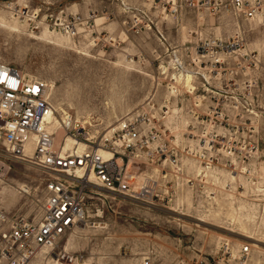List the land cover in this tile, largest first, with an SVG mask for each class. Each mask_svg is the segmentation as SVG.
I'll list each match as a JSON object with an SVG mask.
<instances>
[{
    "label": "rangeland",
    "instance_id": "obj_1",
    "mask_svg": "<svg viewBox=\"0 0 264 264\" xmlns=\"http://www.w3.org/2000/svg\"><path fill=\"white\" fill-rule=\"evenodd\" d=\"M230 1L152 0L139 7L121 0H0V64L47 81L58 115L86 122L93 135L124 118L152 117L163 135L161 145L178 155L184 169L172 181L173 193L152 205L119 199L94 182L87 225L66 235L57 255H82L84 264H264V16L244 19ZM25 6L42 9L41 17L92 12L98 21L93 33L70 39L47 32L45 24L20 21L13 10ZM120 16L125 17L120 36L105 30ZM135 19L142 31L132 28ZM212 41L234 46L235 54L222 57L233 78L213 83L209 90L216 100L206 95L199 108L187 97L173 100L171 77L180 90L191 81L167 66L171 51L189 63L186 48ZM151 98L154 109L147 106ZM214 108L218 122L207 131L217 137L216 167L204 174L189 150H200L205 125L202 129L190 111L208 116ZM31 154L32 149L0 181V203L11 217L40 223L49 175L29 163ZM32 264L57 263L42 252Z\"/></svg>",
    "mask_w": 264,
    "mask_h": 264
},
{
    "label": "built area",
    "instance_id": "obj_2",
    "mask_svg": "<svg viewBox=\"0 0 264 264\" xmlns=\"http://www.w3.org/2000/svg\"><path fill=\"white\" fill-rule=\"evenodd\" d=\"M229 6L247 20L264 16L261 0H231ZM41 13L42 9L31 10L27 6L13 10V15L21 21L45 24L49 31L70 39L93 33L96 27L97 15L92 12H46L42 17ZM131 26L138 29L136 32L144 27L140 26L138 19ZM159 37L164 40L162 34ZM186 53L189 63L183 61L179 51H171L167 66L179 78L190 75L191 83L188 86L184 84L182 90L185 91H182L175 86L177 79L173 76L167 87L173 100L187 97L195 101V108H199L206 95L216 100L214 89L209 90L213 83L222 77L225 81L233 78L230 76L234 75V70L225 66L222 57H231L235 50L234 46L227 47L219 41H212L194 49L186 48ZM52 90L47 81L29 78L10 65L0 64V181L6 179L14 164L26 160L30 146L29 163L49 175L45 181L46 197L40 223L11 217L0 203V264H32L42 252L53 257L57 264H84L82 255H57L56 251L66 235L87 225L90 174L95 176L94 182L99 188L119 199L152 205L161 197L165 202L173 193V179L178 178L179 181L184 173L178 155L166 152L167 149L161 145L163 135L157 123L152 122V117L124 118L112 130L93 135L91 126L73 115L66 112L58 115L51 99ZM153 99L147 104L150 109L155 108ZM171 104L172 99L164 103L166 117ZM195 110L190 114L202 129L205 125L206 133L197 142L200 150L189 152L198 159L202 172L206 174L216 167L218 145L217 137L209 133L207 127L214 128L219 113L216 108L208 116ZM59 131L65 138L74 140L76 147L74 145L75 148L64 151V140L62 147L56 148ZM79 145H84L83 149ZM78 171H83L88 177L77 179ZM188 184L194 185L193 180ZM21 192L29 193L25 189ZM248 251L247 247L243 249L244 254Z\"/></svg>",
    "mask_w": 264,
    "mask_h": 264
},
{
    "label": "bare ground",
    "instance_id": "obj_3",
    "mask_svg": "<svg viewBox=\"0 0 264 264\" xmlns=\"http://www.w3.org/2000/svg\"><path fill=\"white\" fill-rule=\"evenodd\" d=\"M99 19V18H98ZM21 21V20H20ZM96 21H98V20H96ZM26 22V21H25ZM24 22V23H25ZM30 25V23H29V21H28V25L27 26H29ZM47 32H49V30L48 29H45ZM29 78H32V77H29ZM34 79V78H33ZM184 79L187 81V83L188 82H190L191 80H192V78L190 77V75H188V76H185L184 77ZM53 88V87H52ZM86 123V122H85ZM87 124V123H86ZM58 135H62V137H61V139L60 140H58ZM65 140V146H64V151H67V150H71L73 147H74V145H75V147H76V144H75V142H74V140H72L71 138H65L64 136H63V133L62 132H57V136H56V148H61L62 147V141H64ZM74 147V148H75ZM83 147H84V145H79V148L80 149H83ZM31 146H30V149H29V151L31 150ZM28 151V152H29ZM106 156V155H105ZM202 169V168H201ZM202 172V171H201ZM211 172V171H210ZM208 173V172H207ZM76 175H77V179H82V178H85V177H88V175L86 174H84L83 173V171H78L77 173H76ZM94 181H95V176L93 175V174H90L89 175V183H90V187H92V186H94L95 184H94Z\"/></svg>",
    "mask_w": 264,
    "mask_h": 264
},
{
    "label": "crops",
    "instance_id": "obj_4",
    "mask_svg": "<svg viewBox=\"0 0 264 264\" xmlns=\"http://www.w3.org/2000/svg\"><path fill=\"white\" fill-rule=\"evenodd\" d=\"M122 1V3L126 6V5H134V6H139V7H142V6H146V5H148L147 4V2H143V1H141V0H131L130 2H128V0H121ZM109 2H111V0H109ZM112 5H111V7L112 6H114V4L115 3H111ZM109 6L107 5V9H109V8H111V7H109ZM118 8L119 9H121L122 10V8H121V6L118 4ZM65 13H67V11H64ZM120 12V11H119ZM69 14V13H68ZM70 14H75L74 12H70ZM125 17L124 16H120L119 17V20L117 19V23H116V25L115 24H110V25H107V26H105L104 28H105V30H108V31H115L116 33H117V35L118 36H120L118 33H119V30H121L122 29V27H121V21L124 19ZM111 19V18H110ZM164 36H165V38L166 39H168L170 36H168V34H165L164 33ZM183 36H184V34H183V32L181 31V33H180V37L181 38H183ZM156 37V40H158V42H159V40H160V38L158 37V35H156L155 36ZM181 42H183V40L181 41ZM164 46H166L165 45V43L163 44ZM157 49L155 48L153 51H154V53H157V51H156ZM160 52L162 53V51L160 50Z\"/></svg>",
    "mask_w": 264,
    "mask_h": 264
}]
</instances>
